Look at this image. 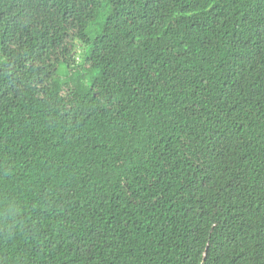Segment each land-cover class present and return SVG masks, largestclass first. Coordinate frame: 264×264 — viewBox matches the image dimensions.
Returning <instances> with one entry per match:
<instances>
[{
	"label": "trees",
	"instance_id": "trees-1",
	"mask_svg": "<svg viewBox=\"0 0 264 264\" xmlns=\"http://www.w3.org/2000/svg\"><path fill=\"white\" fill-rule=\"evenodd\" d=\"M0 264H264V0H0Z\"/></svg>",
	"mask_w": 264,
	"mask_h": 264
}]
</instances>
